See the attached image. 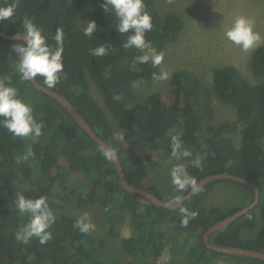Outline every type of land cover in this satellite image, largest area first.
Wrapping results in <instances>:
<instances>
[{"label":"trees","instance_id":"trees-1","mask_svg":"<svg viewBox=\"0 0 264 264\" xmlns=\"http://www.w3.org/2000/svg\"><path fill=\"white\" fill-rule=\"evenodd\" d=\"M101 2L0 0V6L16 4V13L11 20L0 23V31L19 34L23 31L24 16L35 17L48 43L55 48V32L62 28L65 69L52 90L66 97L96 134L117 149L131 186L170 202L156 189L146 186L147 159L140 155L139 149L162 151L170 157L171 136L177 134L192 155L176 164L183 165L197 182L206 175L229 172L257 184L260 188L257 206L213 233L209 241L218 246L264 252V46L255 51L251 62L252 72L260 79L258 85L250 84L234 66L214 70L211 86L202 83L193 71L183 70L172 76L168 100L151 94L140 102L135 89L145 83H157L153 74L160 72V66L133 63L141 53L135 48L123 47L128 34L121 36L116 31L117 18L114 14H105ZM145 5L153 23L146 39L157 50L176 42L184 28L182 19L173 13L160 14L156 0H145ZM88 20L98 25L91 38L83 35ZM17 42L0 37V76L10 78L11 85L33 108V115L43 122L44 129L39 137L17 138L0 127V264H156L168 246V230L179 235L171 252L174 257L171 264H185L174 262L176 255L186 258L190 264H210L211 256L232 257L238 264H264V260L257 258L209 250L203 240L211 226L253 202V191L234 181L216 180L175 210L138 201L136 194L121 187L113 161L105 159L102 147L79 126L70 112L56 99L37 90L31 81L20 79L13 48ZM101 44L109 46V53L103 57L91 55L90 49ZM36 79L44 85L43 77ZM91 82L112 118L92 96ZM214 93L223 103L237 109L242 125L239 130L236 123L211 124ZM117 95L119 100L114 99ZM237 132L240 134L238 147L232 138ZM116 135L123 138L116 139ZM28 151L34 155L18 163L17 158ZM197 155L202 159V168L192 166ZM80 175L82 180H75ZM78 182L81 185L77 188L69 185ZM24 184H29L30 188ZM222 184L246 189L249 199L245 205H207L208 196L216 189H223ZM16 192L32 199L47 196L56 220L49 229L52 238L45 244L35 237L28 244L16 239L19 228L28 220L27 215L16 208ZM72 196H76L79 208H102L106 235L111 239H121L119 226L124 213H130L135 234L121 239L127 254L126 263L102 254L103 238L95 236L91 230L83 233L74 226L80 217H72L65 210ZM181 208L196 213L187 226L182 224ZM257 218L261 226L255 236L243 238L245 230L254 231Z\"/></svg>","mask_w":264,"mask_h":264},{"label":"rangeland","instance_id":"rangeland-1","mask_svg":"<svg viewBox=\"0 0 264 264\" xmlns=\"http://www.w3.org/2000/svg\"><path fill=\"white\" fill-rule=\"evenodd\" d=\"M156 9L163 15L173 13L179 16L184 23V28L176 42L167 44L162 50H157L164 53L160 70L163 68L168 71L169 78L158 80L155 84L145 83L135 89L140 102H144L151 94L168 100L172 76L183 70L193 71L202 83L211 86L214 70L225 66H234L250 84H259L260 79L252 72L251 62L255 51L264 46V0H156ZM241 15L255 20L254 31L259 32L262 37L258 47L246 52L226 37L227 30ZM91 94L99 107L106 111L108 117L112 118L113 115L107 111L102 96L93 82H91ZM212 106L213 116L210 120L212 125L219 126L222 123L231 122L236 123L238 130L240 129L242 125L238 121L235 107L223 103L215 93L212 95ZM232 138L238 147L240 134L237 132L233 134ZM139 153L147 159L149 179L146 186L148 188L153 187L162 197L170 201L175 196L182 197L184 195L187 190L176 192L171 183L170 171L176 164V160L170 159L162 151L150 152L141 148ZM75 180L81 181L82 176L80 175ZM69 185L77 188L81 183ZM23 186L30 188L29 184ZM222 186L223 189H216L208 196L207 205L243 206L248 201L249 193L242 186L235 184H222ZM65 205L67 214L72 217L81 218L85 213L88 214L89 222L94 225L91 229L92 233L105 241L101 250L103 255L107 258L119 259L122 263L127 262V254L122 247L121 239L130 238L135 234L129 212L124 213L119 226L121 239H111L106 235L104 211L101 207L79 208L76 196H72ZM260 226L261 220L257 218L254 231L245 230L242 233L243 238L254 237ZM178 236L175 231L168 230V246L156 264H171V260L174 258L171 252L175 249ZM174 262L190 264L189 260L179 255L175 256ZM210 264L238 263L232 257L211 256Z\"/></svg>","mask_w":264,"mask_h":264},{"label":"clouds","instance_id":"clouds-1","mask_svg":"<svg viewBox=\"0 0 264 264\" xmlns=\"http://www.w3.org/2000/svg\"><path fill=\"white\" fill-rule=\"evenodd\" d=\"M100 7L105 14H114L118 23L115 25L116 31L121 35L128 34L123 47L125 49L135 48L142 54L134 58V64H148L160 66L164 60V53L158 52L152 46L151 41L146 39V34L153 28L152 16L146 10L145 0H102ZM16 13V4L0 6V23L9 21ZM97 23L88 20L83 27V35L91 38L97 31ZM255 20L247 16H239L232 26L227 30L226 37L229 41L239 46L243 51H248L258 47L262 37L259 32L254 31ZM23 31H20L22 39L13 45L14 51L19 54L16 71L23 81H34L38 76L43 77V84L49 88H55L60 82L64 73L65 64L63 60L65 34L62 28L55 32V48L49 43L43 34L44 29L36 23L35 17L25 15L22 21ZM91 55L103 57L109 53V46L101 44L90 49ZM169 72L161 68L158 74H153L154 80H167ZM114 99L119 100L117 95ZM0 127L6 129L14 137L24 138L29 135L39 137L42 135L44 124L38 121L33 115V108L24 101L19 90L11 85L8 76H0ZM116 135V139H122ZM102 153L106 160L115 161L118 158L117 149L112 146L102 147ZM32 151H28L22 158L28 161L33 156ZM192 153L186 150L181 135L171 136L170 159L179 161L184 157H190ZM195 168H202V159L199 155L191 162ZM171 183L176 192H184L191 189L192 193L199 192L201 185L197 179L189 174L186 168L177 163L170 171ZM183 202L182 197L175 196L171 200L170 206H176ZM15 205L22 215H27V222L21 226L16 233V239L28 244L33 237L39 243L45 244L52 238L49 231L55 223L56 216L50 208L47 196L39 198H26L22 192L15 193ZM184 216L182 224L187 226L189 220L194 218L196 213L187 208H181ZM75 227L83 233H88L94 225L89 222L88 214L85 213L76 221Z\"/></svg>","mask_w":264,"mask_h":264},{"label":"water","instance_id":"water-1","mask_svg":"<svg viewBox=\"0 0 264 264\" xmlns=\"http://www.w3.org/2000/svg\"><path fill=\"white\" fill-rule=\"evenodd\" d=\"M0 37H3V38L8 39V40H12V41H19L22 39V35L20 33L14 34V35H8V34L1 32V31H0ZM16 55H17V58L19 59V54L16 53ZM31 83L34 85V87L37 90L48 94L49 96H51L52 98H54L58 102H60L70 112V114L76 120V122L79 124V126L98 145H100L101 147L109 146L105 141H103L96 134L94 129L83 119L81 114L76 110V108L73 106V104L66 97H64V96L58 94L57 92L53 91L52 89H49V88L45 87L44 85L40 84L37 81V79H35L34 81H31ZM113 164H114L115 169L117 171V174L119 176V183H120L121 187L127 192L136 194L135 198L142 203L152 202L159 207H163V208H166L169 210H175V209L180 208L188 199H190L196 193H198V192L192 193L191 189H190L187 192V194H185L184 197H182L183 202L181 204L176 205V206H170L169 202H167L163 199H160L158 196L151 193L150 191L142 189V188L131 186L126 179V176H125L122 164L119 161V158H117L115 161H113ZM216 180H230V181H234V182H237V183H240V184L246 186L247 188H249L251 191L254 192V200H253V202H251L247 206H244L243 208L239 209L237 212L233 213L232 215L224 218L222 221L211 226L203 235V240H204L206 247L209 250L216 251V252L223 253V254L247 256V257H252V258L264 260V252H260V251H256V250H250V249H244V248H238V247L218 246V245L214 244L213 242L209 241V237L213 233L224 229L225 227L230 225L232 222L236 221L240 217L244 216L247 212L254 209L257 206V204L259 202V198H260V188L258 187L257 184H255L254 182H251L250 180H247L245 178L235 176L229 172L206 175L198 181V185H201V189H202L203 187L208 185L210 182L216 181ZM142 197L146 198V201L143 200Z\"/></svg>","mask_w":264,"mask_h":264}]
</instances>
